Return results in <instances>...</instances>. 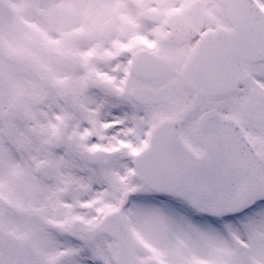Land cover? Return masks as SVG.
Returning <instances> with one entry per match:
<instances>
[{"label":"snow or ice","instance_id":"obj_1","mask_svg":"<svg viewBox=\"0 0 264 264\" xmlns=\"http://www.w3.org/2000/svg\"><path fill=\"white\" fill-rule=\"evenodd\" d=\"M0 264H264V0H0Z\"/></svg>","mask_w":264,"mask_h":264}]
</instances>
